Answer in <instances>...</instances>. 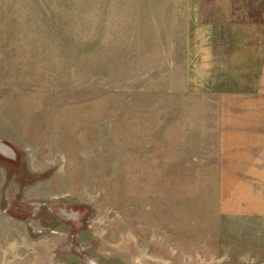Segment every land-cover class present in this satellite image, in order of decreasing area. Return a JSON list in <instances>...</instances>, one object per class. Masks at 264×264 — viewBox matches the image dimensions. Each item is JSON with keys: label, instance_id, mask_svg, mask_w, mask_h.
Listing matches in <instances>:
<instances>
[{"label": "rangeland", "instance_id": "rangeland-1", "mask_svg": "<svg viewBox=\"0 0 264 264\" xmlns=\"http://www.w3.org/2000/svg\"><path fill=\"white\" fill-rule=\"evenodd\" d=\"M196 6L0 0V264H264V218L219 211L224 64L189 24L264 0Z\"/></svg>", "mask_w": 264, "mask_h": 264}, {"label": "crops", "instance_id": "crops-1", "mask_svg": "<svg viewBox=\"0 0 264 264\" xmlns=\"http://www.w3.org/2000/svg\"><path fill=\"white\" fill-rule=\"evenodd\" d=\"M188 2L201 8L203 0ZM237 23L219 29L213 22L189 21L191 28H208L212 54L224 64L218 74L215 63L210 67L208 86L218 113L219 211L264 218V16L248 14Z\"/></svg>", "mask_w": 264, "mask_h": 264}]
</instances>
